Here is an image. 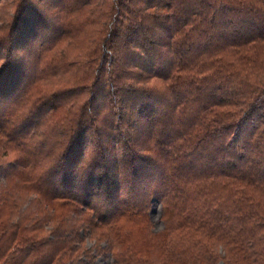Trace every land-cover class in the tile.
<instances>
[{
	"label": "trees",
	"instance_id": "obj_1",
	"mask_svg": "<svg viewBox=\"0 0 264 264\" xmlns=\"http://www.w3.org/2000/svg\"><path fill=\"white\" fill-rule=\"evenodd\" d=\"M64 1L59 12L71 6ZM101 2L82 5L95 10ZM100 14L109 29L90 90L117 109L112 134L98 136L92 94L70 145L42 161L45 147L20 142L37 124L16 122L23 84L8 86L16 95L7 100L0 95V135L18 152L10 167L18 180L0 193V264H92L93 249L116 264H264V0H113ZM47 30L39 45L50 49L65 23ZM18 33L0 35L1 83L17 69ZM63 93L38 107L57 108ZM88 135L120 153L107 157L97 144L84 163ZM17 184L45 205L67 207L50 235H38L37 219L12 218ZM152 199L162 208L161 230H152ZM81 229L94 238L89 249L81 250Z\"/></svg>",
	"mask_w": 264,
	"mask_h": 264
},
{
	"label": "rangeland",
	"instance_id": "obj_2",
	"mask_svg": "<svg viewBox=\"0 0 264 264\" xmlns=\"http://www.w3.org/2000/svg\"><path fill=\"white\" fill-rule=\"evenodd\" d=\"M93 1L99 2L100 0ZM106 1L102 0L101 5L95 7V10L92 9V12L89 9L90 7L82 5V0H70L69 5L71 6L64 7L59 12V7L65 4L64 0H0V35L3 33L8 35L11 31L13 33L19 32V38L13 50L17 69L9 71L4 81L0 82V95L3 96L2 99L7 100L6 96L8 94V98L16 95L10 89H15L23 84V89L18 94V96H21L20 100L14 106L18 110L16 112L20 117V120L16 122L20 125L23 123L24 118H29L34 126L35 122L37 124L32 129L36 133L28 135L27 139L20 142L28 144L30 147L34 145L45 147L46 152L50 156H39L38 158H41L42 161L43 159L48 161V158L53 159L59 150L65 149L70 145L72 140L69 138V132L73 128V122L78 118L81 102L92 96V94H95L94 106H96L97 110L99 109L97 122L101 131L98 136L106 138L113 132L111 124L117 117V109H109L107 99L102 95L101 91L94 93V89L90 90L92 87L91 82L98 80L97 71H94V69L97 70L99 62L101 63V58L99 57L103 50L102 43L109 29V21L106 27H103V22L107 19L100 14L105 9V5L110 3L113 5V0H108L107 3ZM32 8L35 10L33 11ZM29 16L31 21L28 20ZM39 18L41 21L40 25L36 23ZM57 19L65 23L66 32L56 44H53L52 48L48 49L47 46L41 48L39 41L46 35H43V32H48L49 34L48 27L51 22L56 23ZM20 21L22 22L20 23ZM48 24L49 26L47 27ZM15 25H17V29L14 27ZM31 33L33 36L29 35ZM38 55L40 58H38ZM91 58L93 63H90ZM1 63L2 61H0V65ZM89 65L92 67V71ZM106 67L108 68V62H106ZM107 68L105 71L101 69L102 75L100 76H107ZM99 82L102 83L101 80L97 83ZM63 91L62 100L64 104L59 105L57 108H52L51 105L43 108L38 107L46 99L47 95ZM86 109L85 112L90 113L89 107H86ZM183 120H187L185 114L184 119L182 118ZM133 132L135 133V130ZM85 141V150L82 157L86 164L92 160V155L94 154L92 148L97 144L106 148L107 157L113 158L116 152L117 154L120 153L111 140L102 143L88 135ZM17 154L18 152L11 150V145L0 135V193L3 186L8 182L14 184L18 180L17 173L15 171V174L12 173V168H10ZM109 172L110 177H113V173ZM7 174L11 176L6 178ZM19 185L17 184L16 186L18 187L15 188L20 196L16 199L17 204L12 207V218L16 219L19 216H25L28 223H32V221L37 219L38 223H42V226L38 223L36 224L40 226L37 230L38 235H50L55 223L52 220L63 217L62 214L67 210V207L61 205L62 201L45 205L42 201L34 198L33 191H29L27 188L21 190ZM127 187H129V183L124 184L121 188L125 189ZM97 198L95 196V199ZM147 207L152 230H161L164 227L165 220L160 203L152 199ZM6 212L7 209L5 208L2 216ZM46 217L49 219L44 220ZM68 221L73 223L74 219L68 218ZM131 226L133 227V225ZM69 232L68 230L66 233ZM79 234L83 240L76 242L81 244V250L89 249L93 245L94 238L88 236L87 231L83 229L79 231ZM92 253L95 254L92 264H116L113 256L107 251H96L93 249ZM81 258H84L83 255ZM215 264H223V260L220 258Z\"/></svg>",
	"mask_w": 264,
	"mask_h": 264
}]
</instances>
